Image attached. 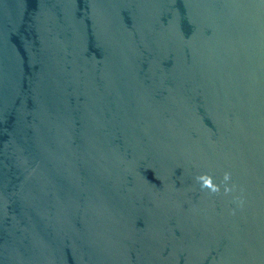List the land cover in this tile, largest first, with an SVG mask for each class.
<instances>
[{
  "label": "water",
  "instance_id": "obj_1",
  "mask_svg": "<svg viewBox=\"0 0 264 264\" xmlns=\"http://www.w3.org/2000/svg\"><path fill=\"white\" fill-rule=\"evenodd\" d=\"M0 264H264V0H0Z\"/></svg>",
  "mask_w": 264,
  "mask_h": 264
},
{
  "label": "clouds",
  "instance_id": "obj_2",
  "mask_svg": "<svg viewBox=\"0 0 264 264\" xmlns=\"http://www.w3.org/2000/svg\"><path fill=\"white\" fill-rule=\"evenodd\" d=\"M202 179H203L204 186L212 188L210 179H208V178H202ZM213 190H215V189H213Z\"/></svg>",
  "mask_w": 264,
  "mask_h": 264
}]
</instances>
